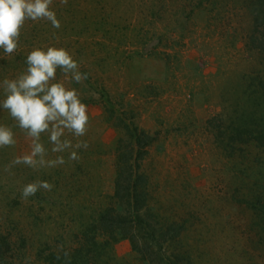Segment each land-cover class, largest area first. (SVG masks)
<instances>
[{
  "label": "rangeland",
  "instance_id": "1",
  "mask_svg": "<svg viewBox=\"0 0 264 264\" xmlns=\"http://www.w3.org/2000/svg\"><path fill=\"white\" fill-rule=\"evenodd\" d=\"M260 1L51 0L59 28L24 20L14 52L0 49V85L26 72L32 50L63 48L82 79L58 67L51 82L76 90L89 122L84 136L60 138L81 147L53 152L45 131L43 154L18 163L33 138L0 107L14 140L0 146V264H78V248L87 264H148L120 234L96 230L119 205L117 161L135 158L132 126L151 138L138 170L150 216L139 243L180 264H264V144L249 135L264 128ZM240 126L250 128L236 137ZM37 181L50 189L25 197ZM169 225L177 231L164 243Z\"/></svg>",
  "mask_w": 264,
  "mask_h": 264
},
{
  "label": "clouds",
  "instance_id": "2",
  "mask_svg": "<svg viewBox=\"0 0 264 264\" xmlns=\"http://www.w3.org/2000/svg\"><path fill=\"white\" fill-rule=\"evenodd\" d=\"M51 0H0V49L11 54L17 48L19 29L24 20L47 18L54 28H59L55 13L49 10ZM28 65L25 73L15 80L3 82L6 98L0 101V107L7 109L18 121L20 128L27 129L33 138L31 155L21 157L17 162L32 164V157L43 154L44 147L39 143L40 133L48 131L49 140L55 145L53 152H63L69 148H79L71 141L60 138L65 130L74 137L85 135L89 122L87 106L78 98L75 89H67L63 83L55 82L56 70L60 67L65 74L71 71L72 79L79 82L81 73L76 71L77 63L63 48H37L28 53ZM14 143L11 129L0 125V146ZM86 147V145H84ZM75 151L69 153V159H76ZM63 163V158H58ZM46 181L28 184L23 189L25 197L34 195L38 189H50Z\"/></svg>",
  "mask_w": 264,
  "mask_h": 264
},
{
  "label": "trees",
  "instance_id": "3",
  "mask_svg": "<svg viewBox=\"0 0 264 264\" xmlns=\"http://www.w3.org/2000/svg\"><path fill=\"white\" fill-rule=\"evenodd\" d=\"M253 12H261L262 15L264 14V0L260 1V4ZM248 131L240 126L237 128V132L235 131V135L238 137L240 136L239 134H245ZM126 133L135 150V158L132 157V154L128 157H124L120 154L118 155L114 197L119 205L116 209L105 210L100 214L97 219L96 230L104 234H110V236L113 234H120L124 239L129 241L132 250L137 252L141 259L148 264H180L179 260H173V262L163 253L161 254V252L159 253L158 251L153 252L154 247L151 244L147 242L139 243L137 239L136 232L138 229L144 227L142 214L145 213V216H148V209L146 208L147 194L145 191L147 183L144 175L138 172L139 162L143 160V156L145 155L144 149L151 143V138L134 126L130 129L127 128ZM249 135L251 137L250 139L255 140L257 144H264V128H262L261 132L255 129L252 131V134ZM175 230L177 231L173 225H169L159 234L160 240L165 243L169 240L166 237L173 234ZM92 245L96 248L103 246L94 241H92ZM82 251V248L81 251L79 248L76 251L77 263L87 264Z\"/></svg>",
  "mask_w": 264,
  "mask_h": 264
}]
</instances>
